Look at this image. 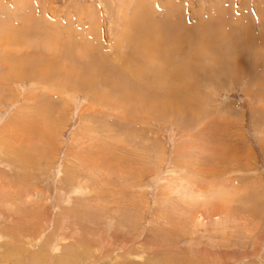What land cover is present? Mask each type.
<instances>
[{
    "label": "rangeland",
    "instance_id": "374dc122",
    "mask_svg": "<svg viewBox=\"0 0 264 264\" xmlns=\"http://www.w3.org/2000/svg\"><path fill=\"white\" fill-rule=\"evenodd\" d=\"M263 83L264 0H0V264H264Z\"/></svg>",
    "mask_w": 264,
    "mask_h": 264
},
{
    "label": "bare ground",
    "instance_id": "6f19581e",
    "mask_svg": "<svg viewBox=\"0 0 264 264\" xmlns=\"http://www.w3.org/2000/svg\"><path fill=\"white\" fill-rule=\"evenodd\" d=\"M92 32H93V29L91 30ZM93 34V33H92ZM213 35V34H212ZM207 36V35H206ZM156 37V36H155ZM194 37V36H193ZM160 38V37H159ZM160 40V39H159ZM163 42V41H162ZM154 44V43H153ZM158 44H161V43H158ZM165 45H166V43H164ZM150 45V44H149ZM148 45V46H149ZM167 46V45H166ZM169 46V45H168ZM172 46V45H171ZM176 46V45H175ZM180 46V45H179ZM157 47V46H156ZM165 47V46H164ZM164 47H160L161 49L162 48H164ZM170 47V46H169ZM201 48H204V45H202V46H200ZM160 49V50H161ZM165 49V48H164ZM170 49H171V47H170ZM174 49V48H173ZM149 52V51H148ZM152 54V53H151ZM200 55V54H199ZM200 57V56H199ZM132 58V57H131ZM151 58V57H150ZM141 61H143L142 59H141ZM135 64V63H134ZM160 67V66H159ZM162 67V66H161ZM215 68V67H214ZM227 69V68H226ZM165 72H166V70H165ZM165 72H164V74H165ZM176 71L175 70H172L169 74H167V75H172V74H174ZM181 73V72H180ZM179 73V74H180ZM163 74V75H164ZM88 75V74H87ZM163 78H165V75H164V77ZM90 75H88L87 77H84L83 78V84H85V85H87V86H89V85H91V81H90ZM90 81V82H89ZM259 81V80H258ZM81 82V83H82ZM168 82V81H167ZM260 82V81H259ZM261 84V83H260ZM264 84V83H263ZM185 86H189V84L187 83V84H185ZM91 87V86H90ZM264 87V86H263ZM88 88V87H87ZM36 91V90H35ZM170 91V90H169ZM177 92H178V90H177ZM180 93V92H179ZM159 94V93H158ZM174 94V93H173ZM172 93H171V95H173ZM170 94H168V98H166L165 96V98H166V100H165V102L164 103H162L161 104V107H162V109H163V112L164 111H169V109H171V110H175V111H177V112H179L181 109H184L185 111H190V107H191V103H192V101H193V99L195 100L196 98H194V95H195V93L193 92V91H191V90H187V91H185L184 92V96H176V97H174V95H173V97H170L169 96ZM182 95V94H181ZM102 96H105L104 94H97V97L99 98V99H102L101 97ZM201 97V96H200ZM117 101L116 102H113V101H110L109 99L108 100H106V99H102V101L104 100L105 102H112V103H110V104H107L106 106L109 108V106L111 105V106H114L116 103H118V104H116V109H118V110H124V111H127V110H129V108L130 107H128V104H129V102L131 103H133V102H139V103H144V106H145V101L143 102V101H135L130 95H125L124 97H121V96H119V97H117ZM152 99V98H151ZM152 101V100H151ZM150 101V102H151ZM162 101V100H161ZM152 103V102H151ZM161 103V102H160ZM183 103V107L180 109V104H182ZM109 105V106H108ZM182 106V105H181ZM48 107V106H47ZM46 107V108H47ZM46 108H43V109H40L37 113H40V111L42 110L43 111V113H44V116L46 115ZM111 108H113L114 110H115V108L114 107H111ZM138 109V108H137ZM141 110V109H140ZM141 112V111H140ZM139 112V113H140ZM124 113V112H123ZM175 113V112H174ZM137 114V113H136ZM142 114V113H141ZM168 114V113H167ZM125 115H127V114H123V115H120V116H117V119H126V117H125ZM129 116H130V114H129ZM38 117V116H37ZM37 119V118H36ZM35 119V120H36ZM136 121V120H135ZM137 123V122H136ZM31 132L33 133V134H29V135H27L26 136V138H33V136L35 135V132H33V128L31 129ZM39 132V131H38ZM53 132V131H52ZM46 134H48L47 132L45 133V134H43V135H41V134H37V136L38 135H40L41 137H42V140H40L41 139V137H39L40 139V144H44V143H48L49 144V142H50V138H51V136L52 135H48V136H46ZM54 134V133H53ZM37 136H36V138H37ZM48 144H46V147L48 146ZM28 147H32V145L30 144V146H28ZM34 148V147H33ZM39 148H41V147H39ZM89 153L90 154H92L93 155V157H100L102 160H103V158H104V156H107V155H109L110 154V152H105V153H97V152H95L94 150H89ZM89 154V155H90ZM111 155V154H110ZM108 157V156H107ZM110 157H112V156H110ZM110 159V158H109ZM107 161V160H106ZM110 161V160H109ZM5 165V164H4ZM67 193V192H66ZM88 197V196H87ZM93 197V196H92ZM94 199V198H93ZM92 200V199H91Z\"/></svg>",
    "mask_w": 264,
    "mask_h": 264
},
{
    "label": "crops",
    "instance_id": "0c3cea01",
    "mask_svg": "<svg viewBox=\"0 0 264 264\" xmlns=\"http://www.w3.org/2000/svg\"><path fill=\"white\" fill-rule=\"evenodd\" d=\"M93 25V24H92ZM92 25H91V27H92ZM90 27V28H91ZM91 33H92V31H91ZM114 77H116V75H113L111 78H114ZM93 81V80H92ZM110 101H114V102H116L118 99L117 98H113V99H109Z\"/></svg>",
    "mask_w": 264,
    "mask_h": 264
}]
</instances>
